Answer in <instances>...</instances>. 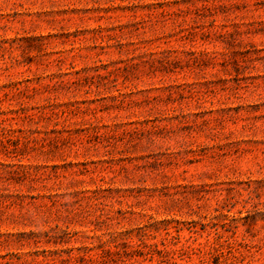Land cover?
<instances>
[{
	"label": "rangeland",
	"instance_id": "1",
	"mask_svg": "<svg viewBox=\"0 0 264 264\" xmlns=\"http://www.w3.org/2000/svg\"><path fill=\"white\" fill-rule=\"evenodd\" d=\"M0 264H264V0H0Z\"/></svg>",
	"mask_w": 264,
	"mask_h": 264
}]
</instances>
